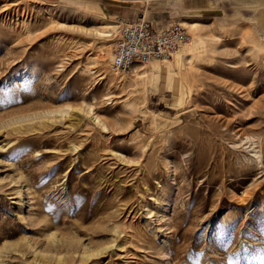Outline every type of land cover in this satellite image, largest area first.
Here are the masks:
<instances>
[{"label":"rangeland","instance_id":"obj_1","mask_svg":"<svg viewBox=\"0 0 264 264\" xmlns=\"http://www.w3.org/2000/svg\"><path fill=\"white\" fill-rule=\"evenodd\" d=\"M0 264H264V0H0Z\"/></svg>","mask_w":264,"mask_h":264},{"label":"built area","instance_id":"obj_2","mask_svg":"<svg viewBox=\"0 0 264 264\" xmlns=\"http://www.w3.org/2000/svg\"><path fill=\"white\" fill-rule=\"evenodd\" d=\"M192 43V35L180 23L159 27L144 18L119 29L113 49L112 68L127 72L137 64L170 59Z\"/></svg>","mask_w":264,"mask_h":264},{"label":"bare ground","instance_id":"obj_3","mask_svg":"<svg viewBox=\"0 0 264 264\" xmlns=\"http://www.w3.org/2000/svg\"><path fill=\"white\" fill-rule=\"evenodd\" d=\"M141 17H142V16H141ZM144 19H145V18H144ZM180 24H181V23H180ZM181 25L184 26L185 28H187L188 31H190L189 28H190L192 31L195 30V29L197 28V25H189V24L187 25V24H186L187 27H186L184 24H181ZM120 28H121V26L118 25V26H117V31H116V33H115V34H117L116 37H118L119 29H120ZM190 32H191V31H190ZM190 34H191V33H190ZM193 41H194V39H193V37H192V43H193ZM200 41H201V44H202V43H203V39H202L201 37H200ZM192 43H191V44H192ZM188 45H190V44H188ZM188 45H186V46H188ZM186 46L182 47V48L177 52V54H175L173 57H174V58H178L180 52H181L182 49L185 48ZM191 48H192V47H191ZM181 54H184V53H181ZM181 54H180V55H181ZM181 57H182V56H181ZM179 59H180V58H179ZM190 60H191V59H190ZM190 60H189V61H190ZM169 61H170V60H168V59H157V60H153V61H151V62H149V63H147V64H144L143 66H140V67H142V68H145V67H146V68H147L148 66H151L152 64H156V63H159V62H169ZM187 62H188V61H187ZM188 63H190V62H188ZM175 65H176V66H175ZM175 65H174V66L177 67L178 64H175ZM181 65L183 66V64H181ZM136 67H137V66H133L132 69H131L130 71H133V70L135 71V70H136V69H135ZM164 69H165V68H164ZM173 69H174V67L172 66V68H169V70H167V71L169 72V71H171V70H173ZM142 70H144V69H142ZM189 71H190V70H189ZM116 72L119 73V74H124V73H125V72H119V71H117V70H116ZM140 72H142V71H140ZM143 72H144V71H143ZM129 73H130V72H129ZM180 73H181V70H180ZM183 73H184V72H183ZM181 74H182V73H181ZM136 75H137V76L140 75V73L138 72V70H136ZM182 76H184V75H182Z\"/></svg>","mask_w":264,"mask_h":264},{"label":"crops","instance_id":"obj_4","mask_svg":"<svg viewBox=\"0 0 264 264\" xmlns=\"http://www.w3.org/2000/svg\"><path fill=\"white\" fill-rule=\"evenodd\" d=\"M190 25H197L198 26V23H189ZM200 34V33H199ZM203 34H201V36L200 37H202L203 38ZM187 47V46H186ZM183 48L182 49V51L180 52V54L182 53V52H184V56H186L187 54H188V50L190 49V47H187V48ZM179 54V55H180ZM189 56V55H188ZM150 67H152V69H153V71H152V73L153 72H160V73H163V76H155V78L154 79H156V78H162L163 80H165L164 79V73H165V71H163L162 69H159L161 66L158 64V63H156V64H152ZM167 67V66H166ZM174 79V78H173ZM150 80V78H148V83L150 82L149 81ZM173 83V85H174V87H175V83L174 82H172Z\"/></svg>","mask_w":264,"mask_h":264}]
</instances>
